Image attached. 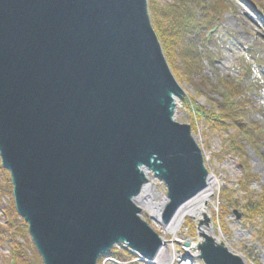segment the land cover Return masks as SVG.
<instances>
[{
	"label": "water",
	"instance_id": "obj_1",
	"mask_svg": "<svg viewBox=\"0 0 264 264\" xmlns=\"http://www.w3.org/2000/svg\"><path fill=\"white\" fill-rule=\"evenodd\" d=\"M164 60L145 0H0V156L44 264H97L121 243L157 255L161 238L143 235L141 210L127 205L144 190L127 167L142 149L177 204L203 188L191 128L155 104L172 81L180 90ZM210 225L204 215L194 257L248 264L200 232Z\"/></svg>",
	"mask_w": 264,
	"mask_h": 264
},
{
	"label": "rangeland",
	"instance_id": "obj_2",
	"mask_svg": "<svg viewBox=\"0 0 264 264\" xmlns=\"http://www.w3.org/2000/svg\"><path fill=\"white\" fill-rule=\"evenodd\" d=\"M145 1H147L149 14L150 1L163 9L170 7L176 2L175 0ZM216 1L202 0L206 4L212 2V5ZM221 1L224 3L223 8L221 6V9H217V12H215V16L220 15L218 25L212 28L210 26L215 22L211 24L210 19L207 17L209 15L204 13L200 6L194 4L190 9L194 15L191 18V23L186 27L191 32L186 37V41L194 40L196 36L201 35L200 39L202 41L198 42L199 47L196 50L205 57L201 61V70L202 75L205 77L204 86L207 85L209 89L201 91L196 86L200 83L197 78L194 79L193 83H188L185 79H177V82L180 83V90L173 102L174 120L177 123L192 127L191 123H189L188 113H190V110L186 107L187 102L194 108L219 113L221 105L224 103L223 96L230 98L232 95L233 90H228L224 86L227 84L234 88L240 87L242 89L243 92L235 97H238L236 100L240 105H243L245 101L249 103L246 107L248 109V120L264 126V0ZM149 20H152L150 15ZM204 36L208 46L203 49L200 44L205 42ZM176 62L177 67L181 68L182 63ZM247 67L252 68L253 74L245 79L244 75L246 70H248ZM198 78L200 77L198 76ZM214 87L217 88L215 89L216 91H213V93L209 91ZM254 87L257 89H253ZM232 96L234 97V95ZM185 103L186 105H184ZM194 128L195 130L192 129V133L196 137V143L202 150L201 153H203L208 172L217 181L212 193L213 197L208 204L213 227L212 235L224 243L230 251L242 255L249 264H264V244L262 240L258 239L251 230L242 224L243 213L241 208L230 209L231 213L222 219L221 213L224 205L221 195L222 191L224 189L234 190L235 192L233 193L236 199L238 201L241 199V194L238 193V184L243 177L244 168L242 162H240L239 158L227 155L225 152V141L232 135V131H214L207 124L197 122H195ZM244 144L246 145L247 161L252 169V174L258 179L254 181L252 188L255 192L263 193L264 142L257 143L256 147L247 145L245 141ZM144 172L149 182L166 196L168 191L164 182L154 176L151 171L144 170ZM5 182L7 180L3 178V173L0 172V194ZM144 194L145 192L143 191L142 195ZM6 201L7 197L5 196L4 202ZM238 215L240 218H238ZM140 216L154 228L159 238L165 240L170 252L174 254V264H203L194 257L196 254L190 255L189 248L185 247L186 243L197 245L200 241L198 224L193 219L188 218L182 228H180L179 233L174 237H170L164 230L162 223L157 219L151 218L150 211L144 208ZM4 222V216L0 213V223ZM224 225L226 226L225 228ZM1 247L0 264H9L11 249H8L9 247H5V249ZM113 248L124 249L119 244H115ZM111 250L106 252L104 257H100L96 261L97 264H116L117 261L110 258L112 256ZM122 254L124 257H128L126 253ZM126 261L123 264H148L144 256L136 251H134V258L130 257Z\"/></svg>",
	"mask_w": 264,
	"mask_h": 264
},
{
	"label": "trees",
	"instance_id": "obj_3",
	"mask_svg": "<svg viewBox=\"0 0 264 264\" xmlns=\"http://www.w3.org/2000/svg\"><path fill=\"white\" fill-rule=\"evenodd\" d=\"M173 5L166 9L157 7L150 1L149 11L152 16V24L159 41L162 45L164 55L169 63L172 72L178 80H186L188 83H193L194 79H198L200 83L196 86L202 91H205L207 85L204 86L205 77L202 75L201 61L205 58L196 49L199 47V41H202L201 35L195 37L194 40L186 41L189 32L186 27L191 23L193 15L191 8L194 4L200 6L202 11L206 13L211 24L210 28L218 25L220 15L215 16L217 9L223 8V2L217 0L214 5L204 3L202 0H175ZM193 10V9H192ZM213 13V14H212ZM219 14V13H218ZM209 28V29H210ZM205 42L201 43L202 48H206ZM202 49V50H203ZM200 58H199V57ZM182 63V67H177V62ZM176 62V63H175ZM252 66V65H251ZM248 68V67H247ZM252 73V68H248L244 75L245 79ZM198 76L200 78H198ZM203 77V78H202ZM251 79V78H250ZM253 79V78H252ZM255 80V79H254ZM202 82V83H201ZM228 90L231 89L232 95L230 98L223 96L224 103L221 105L219 113L213 111H205L204 109L194 108L187 102L184 105L188 107V113L192 129L195 130V122L207 124V126L218 132L232 131L226 142L225 152L227 155L239 158L244 168L243 177L238 184V193L241 194V199L238 201L234 195V190L224 189L221 193L223 199L222 219L231 213L230 209L239 207L243 215V225L251 230L254 235L262 240L264 244V192H255L252 188L257 177L252 174V169L247 161L246 145L256 147L257 143L264 142V126L253 123L248 120L246 107L249 104L244 102L243 105L237 102L235 97L243 91L240 87H232L224 85ZM216 87L210 89L216 91ZM253 89H257L254 87ZM252 91V90H251ZM255 92V91H254ZM193 131V130H192ZM260 141H258V140ZM0 172L3 173V178L7 182L3 183L4 187L0 194V213L4 216V223H0V246L1 248L11 249V264H44L43 258L31 240L29 226L25 220L21 219L17 214V208L14 204L13 185L11 176L8 171L2 168L0 159ZM7 201L4 202V197ZM223 225V224H222ZM226 226L224 225V228ZM119 259L122 255L116 254Z\"/></svg>",
	"mask_w": 264,
	"mask_h": 264
},
{
	"label": "bare ground",
	"instance_id": "obj_4",
	"mask_svg": "<svg viewBox=\"0 0 264 264\" xmlns=\"http://www.w3.org/2000/svg\"><path fill=\"white\" fill-rule=\"evenodd\" d=\"M163 62L168 67L167 62H165V60ZM178 89L179 86L176 84V82L172 81L171 86L167 89L168 91L165 92L167 94H158L154 97L156 102L155 104H157V109L160 114H162V116H165L164 118L167 117L168 119H170L171 117L173 122L175 121L174 116H172L174 107L172 108L171 106H168V98H173L174 94L176 93L175 90ZM190 133L192 134V130H190ZM192 137L193 135L190 136V138ZM190 143L193 150L195 151V164L198 165L197 172L199 174L201 184L203 185V188L200 189L196 194H194V196L190 197L180 204H177V201L175 199L163 195L153 184L147 181L144 182V195H133L131 192L132 190L126 193L127 205H129L130 207H134V210H138L140 208L147 209L151 212V218L157 219L158 221H160V223L163 211H165V209H167V206L170 205L171 209L168 212L169 221L166 224H162L164 230L168 235H170V237H174L179 233L180 228H182L188 218L193 219L197 224H199L200 221L203 220L204 215H207L209 218L211 217L208 204L211 202V199L213 197L212 193L215 189L214 186L217 185V181L215 177L208 172L203 153H201L202 150L196 143V138H194ZM150 166L156 168L158 176H161L166 183L165 169L163 168L160 160L152 155V153L147 149L140 150L138 155H136V157L127 167L130 176L135 179V171H137L139 174L141 170H148ZM132 169H135L134 172L132 171ZM139 179L143 181V178L140 177ZM139 221L141 224L139 229H141V233L143 235L151 231L155 232V230L151 228L152 226L147 221H144L142 218H140ZM200 232L212 235L213 227L212 225L210 227H202ZM217 240L221 242L219 239ZM162 241L163 246L160 249L161 251L159 252L158 256H156V258H153L151 264H174V254L170 252L165 240L162 239ZM195 246L196 244H193L192 247L189 248L190 255L196 253L197 248ZM135 250H137L136 252L141 253L138 249Z\"/></svg>",
	"mask_w": 264,
	"mask_h": 264
}]
</instances>
